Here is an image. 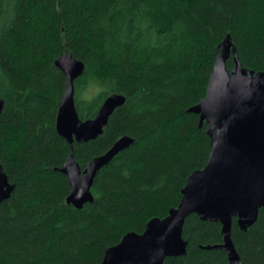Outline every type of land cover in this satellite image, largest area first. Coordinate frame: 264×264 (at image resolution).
I'll use <instances>...</instances> for the list:
<instances>
[{
	"label": "trees",
	"instance_id": "1",
	"mask_svg": "<svg viewBox=\"0 0 264 264\" xmlns=\"http://www.w3.org/2000/svg\"><path fill=\"white\" fill-rule=\"evenodd\" d=\"M264 73V0H0V163L13 189L0 204V264H101L108 247L141 234L182 201L207 165V121L189 109L206 96L223 45ZM65 52L84 62L75 80L83 120L111 94L125 96L94 140L70 145L57 130ZM134 142L99 170L94 201L67 202L61 168L85 169L121 137ZM186 254L164 264H231L220 221L184 223ZM232 238L245 264H264V207ZM212 246V247H208Z\"/></svg>",
	"mask_w": 264,
	"mask_h": 264
},
{
	"label": "water",
	"instance_id": "2",
	"mask_svg": "<svg viewBox=\"0 0 264 264\" xmlns=\"http://www.w3.org/2000/svg\"><path fill=\"white\" fill-rule=\"evenodd\" d=\"M230 55L228 40L217 57L206 96L189 109L209 125L212 151L207 165L188 177L177 208L163 219L150 220L143 233L130 232L108 247L101 264H164L167 257L186 254L183 227L192 213L203 220L220 221L224 241L216 247L224 250L231 264H245L233 242L232 224L237 217L246 231L264 207V73L245 68L237 58L230 72L226 66ZM55 64L66 77L56 121L58 133L70 145L96 139L125 96L111 94L94 118L83 120L75 104V80L85 64L71 52L62 53ZM133 142L129 136L119 138L85 169L70 155L61 168L71 184L67 202L78 209L93 202L92 186L99 170ZM12 189L0 163V204Z\"/></svg>",
	"mask_w": 264,
	"mask_h": 264
},
{
	"label": "flooded vegetation",
	"instance_id": "3",
	"mask_svg": "<svg viewBox=\"0 0 264 264\" xmlns=\"http://www.w3.org/2000/svg\"><path fill=\"white\" fill-rule=\"evenodd\" d=\"M231 72V71H230Z\"/></svg>",
	"mask_w": 264,
	"mask_h": 264
}]
</instances>
